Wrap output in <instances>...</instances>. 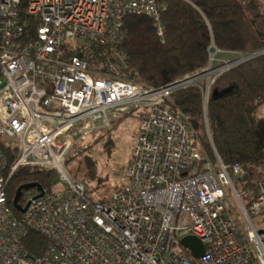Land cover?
<instances>
[{
	"label": "built area",
	"instance_id": "obj_1",
	"mask_svg": "<svg viewBox=\"0 0 264 264\" xmlns=\"http://www.w3.org/2000/svg\"><path fill=\"white\" fill-rule=\"evenodd\" d=\"M164 10L158 0H0V145L16 152L10 162L0 147V264H264V229L252 219L264 211V185L246 207L234 183L245 168L213 160L171 108L175 91L201 79L206 107L215 78L262 51L220 63L212 45L205 72L164 86L128 78L123 53L92 59L122 41L128 14L149 16L164 40ZM127 111L140 113L127 180L104 201L67 160ZM26 167L58 179L42 197L29 189L17 217L7 187ZM30 228L48 240L42 255L24 244ZM189 235L205 245L199 257L182 244Z\"/></svg>",
	"mask_w": 264,
	"mask_h": 264
},
{
	"label": "trees",
	"instance_id": "obj_2",
	"mask_svg": "<svg viewBox=\"0 0 264 264\" xmlns=\"http://www.w3.org/2000/svg\"><path fill=\"white\" fill-rule=\"evenodd\" d=\"M158 2L165 6L162 13L164 40L158 36L149 16L128 14L124 18L122 41L98 47L93 61L114 60L116 52L123 53L128 78L164 86L205 72L210 64L212 45L221 51L216 55L219 62L264 50V0ZM205 86L206 80L201 79L197 84L175 91L171 96V108L185 115L193 138L199 140L213 160L217 161L218 155L226 164L238 162L245 168L246 175L234 177V183L244 204L250 207L260 195L259 184L264 185V117L258 115L259 108L264 105V53L220 73L211 85L206 107L202 90ZM0 147L11 162L15 148L3 142ZM88 166L93 168L90 159ZM57 179L56 171L38 167H26L13 175L7 191L15 215L22 216L13 205L19 186L39 182L50 188ZM27 191L23 190L19 200L23 206ZM108 199L105 196L101 200ZM24 244L31 254L42 255L48 240L30 228Z\"/></svg>",
	"mask_w": 264,
	"mask_h": 264
},
{
	"label": "rangeland",
	"instance_id": "obj_3",
	"mask_svg": "<svg viewBox=\"0 0 264 264\" xmlns=\"http://www.w3.org/2000/svg\"><path fill=\"white\" fill-rule=\"evenodd\" d=\"M118 115L111 129L78 143L67 160L71 174L83 181L89 192L99 199L110 197L127 180L126 169L139 130L138 111L119 112ZM258 115L264 117V105L259 108ZM88 159L92 161V169L88 166ZM229 194L234 208L241 215L238 198L233 192ZM252 219L256 227L264 229V211L254 214Z\"/></svg>",
	"mask_w": 264,
	"mask_h": 264
},
{
	"label": "water",
	"instance_id": "obj_4",
	"mask_svg": "<svg viewBox=\"0 0 264 264\" xmlns=\"http://www.w3.org/2000/svg\"><path fill=\"white\" fill-rule=\"evenodd\" d=\"M263 51L260 54H262ZM214 93H217V90H215ZM33 188H38V190L41 191V194H39L37 197H42L44 195V187L39 182L26 183L18 187L17 192L13 199V205L18 211L23 213L26 211L28 207V204L23 206L19 203V200L23 194V190H29ZM182 244L185 247L190 248L192 250L193 255L196 257H199L205 251V245L201 242V240L198 237L194 235H189L184 237L182 239Z\"/></svg>",
	"mask_w": 264,
	"mask_h": 264
},
{
	"label": "bare ground",
	"instance_id": "obj_5",
	"mask_svg": "<svg viewBox=\"0 0 264 264\" xmlns=\"http://www.w3.org/2000/svg\"><path fill=\"white\" fill-rule=\"evenodd\" d=\"M227 58H225V60H226Z\"/></svg>",
	"mask_w": 264,
	"mask_h": 264
}]
</instances>
